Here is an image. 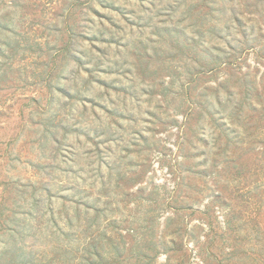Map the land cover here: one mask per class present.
I'll return each instance as SVG.
<instances>
[{"label":"rangeland","instance_id":"rangeland-1","mask_svg":"<svg viewBox=\"0 0 264 264\" xmlns=\"http://www.w3.org/2000/svg\"><path fill=\"white\" fill-rule=\"evenodd\" d=\"M182 244L264 264V0H0V264Z\"/></svg>","mask_w":264,"mask_h":264},{"label":"trees","instance_id":"trees-1","mask_svg":"<svg viewBox=\"0 0 264 264\" xmlns=\"http://www.w3.org/2000/svg\"><path fill=\"white\" fill-rule=\"evenodd\" d=\"M11 229V228H10ZM160 242L161 241H159V243H157L156 244V246H161L162 244H160ZM172 242L174 243V241L172 240ZM183 247H184V245L182 244V245H180L179 246V248H174V247H172V248H163V247H160L161 248V252H160V254L159 253H156V254H154V255H150V254H147V253H141V254H137V253H133V252H127V254H123V258H122V256L120 255L119 256V258L121 259V260H125V258L127 259V260H129L130 258L131 259H138L137 261H136V264H139V262H141L142 260H145L146 262H145V264H151L153 261H156L158 258H159V256H161V253H165L166 255H167V261L168 262H172V258H173V256L171 255V254H173V252H177V251H180L181 249H183ZM130 253H132V254H130ZM174 255V254H173ZM214 256V255H213ZM97 257H98V263L99 264H110V262H109V260H108V258H107V256H105V255H103V254H100L99 252H97ZM125 257V258H124ZM185 260L181 263V264H188V262L191 260V257H188L187 258V255H185V258H184ZM207 261H209L208 263L210 264L211 262H210V260H207ZM201 263L203 262H206V259L204 258V259H202L201 258V261H200ZM191 264V263H190ZM200 264V263H199Z\"/></svg>","mask_w":264,"mask_h":264}]
</instances>
